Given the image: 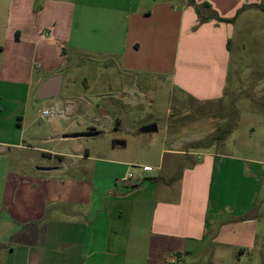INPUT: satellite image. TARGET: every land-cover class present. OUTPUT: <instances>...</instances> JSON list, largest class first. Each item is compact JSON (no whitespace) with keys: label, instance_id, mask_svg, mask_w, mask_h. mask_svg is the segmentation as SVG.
Instances as JSON below:
<instances>
[{"label":"crops","instance_id":"1","mask_svg":"<svg viewBox=\"0 0 264 264\" xmlns=\"http://www.w3.org/2000/svg\"><path fill=\"white\" fill-rule=\"evenodd\" d=\"M26 1L24 21H0V37L10 38L23 64L8 71L26 76L9 80L37 89L49 76L32 75L48 57L66 66L72 54H104L115 56L124 74L170 77L194 100H215L224 93L228 35L221 22L200 20L189 0ZM242 1L253 10L264 6V0ZM5 5L0 0L4 13ZM101 26L110 32L98 37ZM112 33L120 37L118 49ZM208 40L212 45L203 54ZM194 67L197 83L190 86L187 76ZM78 90L68 87L65 97L48 106L63 109L64 116L48 117L63 122L54 130L59 142L96 130L90 122L75 125L81 109L93 106ZM127 146L119 139L107 156L86 148L83 157L91 162L84 164L73 159L80 155L40 149L54 164L27 173L21 166L12 170L11 147L0 142V264H264V140L245 147L243 157L204 148L194 152L193 162L175 165L179 170L174 157L163 163L166 153H178L174 148L149 143L130 155ZM128 172L134 178L127 187L117 179Z\"/></svg>","mask_w":264,"mask_h":264},{"label":"rangeland","instance_id":"2","mask_svg":"<svg viewBox=\"0 0 264 264\" xmlns=\"http://www.w3.org/2000/svg\"><path fill=\"white\" fill-rule=\"evenodd\" d=\"M5 1V13L0 9V21H24L23 12L27 1L10 0V6L9 1ZM150 2L151 0H144L142 4L148 5ZM211 3L216 6L215 13ZM197 7L203 16L213 13L222 18L218 20L212 16L206 21L212 18L221 22L223 34L228 35V42L225 39L228 54L225 90L219 99L209 101L194 100L179 92L172 85L170 77L167 79L154 74H124L116 66L117 58L104 54H72L66 66H60L57 57H48L47 62L37 66L32 76L46 78L61 74L62 91L58 97L38 101L35 98L37 89L34 85L8 79H21L26 76L22 72L16 73L15 70L14 75L9 73L8 69H15L23 64L14 53L10 38L6 36V39H2L1 36L0 46L4 45L5 48L0 51V142H6L11 147L8 154L13 165L12 170L21 166L23 171L34 173L38 166L54 164L40 149L64 152L70 156L80 155L81 157L73 158L74 161L90 163L91 161L83 157L84 149L91 150L92 154L107 156L105 152L109 151L111 145L123 138L128 141L127 152L130 155H134L140 147L149 143L156 144L157 147L174 148L178 153L174 156L166 153L163 159L165 166L174 157V167L193 162L197 156L194 152L204 148L212 147L211 150L243 157L245 147L262 144L264 10H253L242 0H203V4ZM218 10L229 17L216 15ZM96 28L98 37L110 32L108 27ZM222 31L218 29L217 33L221 34ZM112 34L116 35L113 38L115 48L118 49L120 37L117 33ZM98 43L102 50L103 39L99 38ZM213 43L215 51L218 52L220 40L216 38ZM211 45L212 41L208 40V45L201 50L203 54L209 52L208 46ZM57 65L58 71H52V67ZM203 69L202 67L201 70ZM189 72L188 85L189 82L197 83L196 80L193 81V72H198L197 68H191ZM74 85L93 104L92 108L81 109V117L75 121V125L80 124L82 127L89 122L93 123L100 134L70 138L62 143L56 139L54 130L63 122L57 119L53 123L52 119L42 116V111L54 101L65 97L66 89ZM76 92L77 90H72L71 94ZM151 123H156L157 131L140 132L143 126ZM99 124L101 127L98 129ZM78 128L80 127L76 126L74 130ZM17 144L20 147H16ZM74 144L79 146L75 147ZM180 151H184V154ZM157 164L158 155H154V165ZM176 173L174 170L172 175Z\"/></svg>","mask_w":264,"mask_h":264},{"label":"water","instance_id":"3","mask_svg":"<svg viewBox=\"0 0 264 264\" xmlns=\"http://www.w3.org/2000/svg\"><path fill=\"white\" fill-rule=\"evenodd\" d=\"M61 83H62V75L55 74L47 77L42 81L40 86L37 88L35 93V98L38 101H42L48 98L58 97L61 91ZM157 130L156 123H151L143 126L140 131L141 132H154ZM100 133L98 130H90L86 132L75 133L71 135L72 137H90L96 136ZM41 169H49V168H41Z\"/></svg>","mask_w":264,"mask_h":264},{"label":"built area","instance_id":"4","mask_svg":"<svg viewBox=\"0 0 264 264\" xmlns=\"http://www.w3.org/2000/svg\"><path fill=\"white\" fill-rule=\"evenodd\" d=\"M42 116L45 117H58V116H64L63 115V109L60 108L58 105H52L48 108H45L42 111ZM134 178L133 173L128 172L126 175L119 177L117 179V182L119 184H122L124 186H132L131 179Z\"/></svg>","mask_w":264,"mask_h":264},{"label":"trees","instance_id":"5","mask_svg":"<svg viewBox=\"0 0 264 264\" xmlns=\"http://www.w3.org/2000/svg\"><path fill=\"white\" fill-rule=\"evenodd\" d=\"M189 3L191 4V5H193L194 7H195V10H196V13L199 15V17H200V20H206L208 17H203L202 15H201V13H200V11L198 10V7L195 5V3H194V0H189ZM205 4V6H209L207 3H204ZM260 7L264 10V6H261L260 5ZM215 15H213V17H214ZM210 17H212V16H210ZM216 17V16H215ZM218 20H221L222 18H219V17H216ZM222 139H223V137H222Z\"/></svg>","mask_w":264,"mask_h":264}]
</instances>
